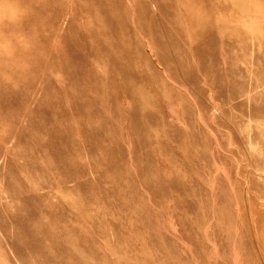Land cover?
<instances>
[{
  "label": "rangeland",
  "instance_id": "374dc122",
  "mask_svg": "<svg viewBox=\"0 0 264 264\" xmlns=\"http://www.w3.org/2000/svg\"><path fill=\"white\" fill-rule=\"evenodd\" d=\"M254 231L264 0H0V264H264Z\"/></svg>",
  "mask_w": 264,
  "mask_h": 264
},
{
  "label": "bare ground",
  "instance_id": "6f19581e",
  "mask_svg": "<svg viewBox=\"0 0 264 264\" xmlns=\"http://www.w3.org/2000/svg\"><path fill=\"white\" fill-rule=\"evenodd\" d=\"M46 10H47V8H44V9H42V12H45ZM58 61H60V60L58 59ZM59 64L61 65V62ZM263 235H264V231L261 233V235H257L256 231H254V234H253V236L255 238V241H256V245L255 246L257 247L256 249H258L257 252H259V255L261 254L260 256L262 257L261 259H263L262 261H264V241H263V237H262ZM219 260H220V258H219ZM213 262H215V261H213Z\"/></svg>",
  "mask_w": 264,
  "mask_h": 264
}]
</instances>
